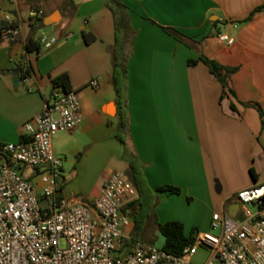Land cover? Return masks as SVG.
Masks as SVG:
<instances>
[{
	"label": "crops",
	"instance_id": "crops-1",
	"mask_svg": "<svg viewBox=\"0 0 264 264\" xmlns=\"http://www.w3.org/2000/svg\"><path fill=\"white\" fill-rule=\"evenodd\" d=\"M121 1L126 6L120 9L122 31L130 36L126 143L117 137L120 116L112 79L117 17L106 0H0V28L6 15L20 17L23 25L17 40L0 37V145L27 138L24 124L44 109L53 80L67 73L80 96L83 120L53 138L63 158L61 198L98 196L114 171L129 176L130 160L137 157L162 200L175 193L157 188L173 185L207 208L201 230L210 227L214 212L240 218L237 193L264 184L262 117L244 104L258 102L264 111V0ZM32 7L44 15L31 18ZM56 11L61 18L52 25L54 41L28 51L33 22ZM166 28L187 37L180 41ZM84 31L97 39L87 43ZM220 34L233 36L234 43L221 41ZM202 52L237 67L230 78L235 95L221 98L223 85L209 67L188 63ZM93 79L98 86L90 84ZM46 169L23 168L44 205L51 202L43 193ZM127 212L131 238L135 220L129 207Z\"/></svg>",
	"mask_w": 264,
	"mask_h": 264
},
{
	"label": "built area",
	"instance_id": "built-area-1",
	"mask_svg": "<svg viewBox=\"0 0 264 264\" xmlns=\"http://www.w3.org/2000/svg\"><path fill=\"white\" fill-rule=\"evenodd\" d=\"M43 15L42 8L30 10L33 19ZM4 21L1 39L17 40L23 32L20 17L6 15ZM38 37L46 46L54 41L46 31ZM219 38L228 45L235 41L229 34ZM90 84L96 87L99 81ZM82 120L78 92L56 86L44 109L24 124L27 138L0 145V264H264V184L237 193L240 218L226 210L214 212L210 228L194 233L181 255L143 240L129 242L127 207L139 194L123 171H114L96 197L61 198L63 158L55 152L53 138ZM42 166L48 173L43 193L51 199L46 205L23 173L24 167ZM200 248L208 254L196 263Z\"/></svg>",
	"mask_w": 264,
	"mask_h": 264
},
{
	"label": "trees",
	"instance_id": "trees-1",
	"mask_svg": "<svg viewBox=\"0 0 264 264\" xmlns=\"http://www.w3.org/2000/svg\"><path fill=\"white\" fill-rule=\"evenodd\" d=\"M71 1V0H70ZM107 4L111 7L113 12L117 17V30H116V40H115V50H114V70H113V84L116 92V101L118 105V113L120 116V128L117 133V137L123 142L126 143V136L129 131V114H128V100H127V88H128V69H127V61L129 58V33L123 32V18L121 16L122 24L119 21L120 9L125 8V4L121 0H106ZM118 9V10H117ZM254 12L251 14L249 19L252 17ZM33 31L31 35L26 40V48L30 52L40 51L41 42L39 37H37V31L45 26V23L42 18L39 20H35L33 22ZM171 34H173L178 40L184 41V38L187 36L175 28H166ZM85 41L87 43H91L97 39V36L91 31L83 32ZM199 61L204 62L209 70L219 79V81L223 85V92L221 98H223L229 92L235 95V90L231 85L230 78L231 75L237 70V67L228 66L220 63L216 59L206 55L205 53H200L197 59L190 58L188 63L190 65H196ZM62 86L65 90L71 89V81L70 77L67 73H64L53 80V87ZM246 105H251L256 107L262 117V124L264 128V111L262 106L258 102H245ZM233 109H236V105L234 102L231 103ZM251 173L254 176V170L251 169ZM129 176L134 182L137 190H138V198L131 202L128 207L130 208V212L133 214L135 220V234L130 238L129 242H133L136 240H141L139 233L142 222L139 220L137 214H139L140 209L145 204V202L150 199L155 202L156 193L149 186L147 179L145 177L143 164L137 157H133L130 160L129 165ZM157 190H168L173 193H179L181 188L173 185H163L159 186ZM159 229L165 237V241L163 244V248L170 253L181 255L183 253L184 248L191 244L194 240V235H187L185 232L184 224L178 220H172L165 223L159 224Z\"/></svg>",
	"mask_w": 264,
	"mask_h": 264
},
{
	"label": "rangeland",
	"instance_id": "rangeland-1",
	"mask_svg": "<svg viewBox=\"0 0 264 264\" xmlns=\"http://www.w3.org/2000/svg\"><path fill=\"white\" fill-rule=\"evenodd\" d=\"M118 16L122 24L119 12ZM181 191L163 200L156 193L155 202L150 199L145 202L139 214H137L139 220L142 222L141 228L139 229L141 240L162 247L165 237L159 229V224L172 220L181 221L184 224L187 235H193L197 231H201L207 208L200 201L191 200L190 198L187 199L185 194L180 195L182 193ZM42 204L44 205V202ZM249 207L254 210L253 206L250 205ZM61 242L63 245L65 244L64 239ZM207 254L208 252L204 248H200L194 256L193 261L202 263Z\"/></svg>",
	"mask_w": 264,
	"mask_h": 264
},
{
	"label": "water",
	"instance_id": "water-1",
	"mask_svg": "<svg viewBox=\"0 0 264 264\" xmlns=\"http://www.w3.org/2000/svg\"><path fill=\"white\" fill-rule=\"evenodd\" d=\"M61 18V13L60 11H56L54 13H52L51 15H48L44 18V23L46 25V29L45 31L47 32V35L52 38L51 34H52V25L55 22H58ZM235 208H237V206H235ZM232 214H234V212H231Z\"/></svg>",
	"mask_w": 264,
	"mask_h": 264
}]
</instances>
